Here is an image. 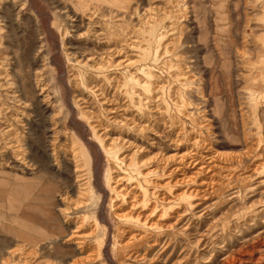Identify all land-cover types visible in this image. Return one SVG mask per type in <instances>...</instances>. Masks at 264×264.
Here are the masks:
<instances>
[{"label":"rangeland","instance_id":"rangeland-1","mask_svg":"<svg viewBox=\"0 0 264 264\" xmlns=\"http://www.w3.org/2000/svg\"><path fill=\"white\" fill-rule=\"evenodd\" d=\"M263 112L264 0H0V264H204L212 249H197L180 227L199 222L205 230L237 186L242 205L264 196V170H252L264 152L244 157L246 146L258 145ZM105 126L107 136H99ZM116 137L130 144L108 155L104 146ZM70 138L91 175L87 209L72 206L78 183ZM195 138L210 144L218 161L245 160L233 178L217 177L223 188L205 199L188 198L187 189L201 188L209 174L174 184L180 171L168 174L180 164L159 157L190 151ZM133 192L142 202L132 213L141 214L126 224L117 213L130 209ZM76 210L89 216L81 249L78 238L69 239L81 220ZM237 230L218 240L224 247L212 263L264 224ZM26 233L29 241L20 236ZM131 234L143 240L128 244Z\"/></svg>","mask_w":264,"mask_h":264},{"label":"bare ground","instance_id":"bare-ground-1","mask_svg":"<svg viewBox=\"0 0 264 264\" xmlns=\"http://www.w3.org/2000/svg\"><path fill=\"white\" fill-rule=\"evenodd\" d=\"M146 9V8H145ZM149 9V8H148ZM154 17V16H153ZM151 20V19H150ZM154 20V18H153ZM149 21V20H147ZM155 21V20H154ZM157 21H160V20H157ZM145 22V21H144ZM150 22V21H149ZM153 23V22H152ZM156 24V23H155ZM171 24V23H170ZM153 27V26H152ZM148 29V28H147ZM152 29V28H151ZM179 34V33H177ZM181 36V35H179ZM174 44V43H173ZM165 45V44H164ZM112 51V50H111ZM163 51V50H162ZM145 52V51H144ZM106 53V52H105ZM155 54V53H154ZM113 55V54H111ZM102 56V55H101ZM111 58V57H110ZM137 59V58H136ZM104 60V59H103ZM131 60V59H130ZM110 61V60H108ZM129 61V59H128ZM136 61V60H135ZM102 63H104L103 61H101ZM133 62V61H132ZM128 63H131V61H129ZM134 63V62H133ZM85 64V63H84ZM106 64V63H104ZM128 65V64H127ZM91 66V65H90ZM102 66V64H101ZM98 69V68H96ZM74 74V73H73ZM129 77V76H128ZM96 91V90H95ZM157 99V98H156ZM159 106V105H158ZM255 108V107H254ZM122 109V108H121ZM264 113V112H263ZM255 114V113H254ZM260 115V114H259ZM255 116V115H254ZM260 117V116H259ZM126 118V117H125ZM123 118L124 120H127ZM98 119V118H97ZM255 119V118H254ZM264 119V118H263ZM261 119V120H263ZM256 120V119H255ZM97 121V120H96ZM122 121V120H121ZM264 121V120H263ZM125 122V121H124ZM134 120L131 121V124H134ZM257 122V121H256ZM259 123V122H258ZM135 125V124H134ZM264 124H261L260 127H259V131L257 132V135L258 137L256 138L257 139V147L253 148V146H246L245 147V155L244 157H246V162L247 160L250 161L251 159H254L253 157L256 156L257 154H261V152L263 153L264 152V138H263V132H264V127H263ZM101 126V124H98L97 127ZM142 126V125H141ZM150 126V125H149ZM106 129V126L103 127V133L99 136H102L104 133H106L107 130ZM102 129V128H101ZM140 129V128H139ZM141 130H142V127H141ZM178 130V129H177ZM179 131H182V130H179ZM178 132V131H177ZM69 133V132H68ZM108 133V132H107ZM255 133V132H254ZM107 135L104 134V137H106ZM103 137V138H104ZM255 137V136H254ZM109 138V137H108ZM106 138V139H108ZM108 140H111L110 141V144L104 146V149H105V152L108 153V155L110 154H113V153H116L118 152V149L120 147H126V144H130L129 140H125L124 138H121V137H116V138H110ZM179 141V140H178ZM255 141V140H254ZM253 141V142H254ZM181 142V140L179 141V143ZM252 142V143H253ZM251 143V144H252ZM78 143L75 142V140H71L70 138V146L67 147L68 150L71 151V159L70 160H73V162L76 164L75 165V171L76 172V182L78 183V191H77V201L74 202V204L72 205L73 206V209H75L77 207L78 204H82L80 207H84L87 209L88 208V205H89V200H90V195H91V184H90V172H89V168L86 166V164L83 163L82 159L84 158V154H83V151H82V148L80 147H77ZM208 144V143H207ZM204 143V141H202L201 139L199 138H195L192 143H191V149L190 151H185L183 152V154L181 153V155H178L179 153H177V156H174L175 154H173V156L171 155H165V154H161L159 155L160 157V160L163 161V164L164 163H167L169 161H178L177 163L180 164L178 166H176L175 168H172L170 170V173L168 175H171L173 174L174 172H179L180 171V175H182V177H180L179 179L176 178V181L174 182L177 183L178 181L180 182H185V181H189V180H192L194 178H196L197 176L199 177L200 174L202 173H206L205 175L207 176V174H209L208 177L206 178H201L199 179V182L198 183L199 185H202L201 188H191V189H187V193H188V198H191L192 195L193 196H196L197 197V193L199 195V197H201V199H205L207 198L208 194L207 192H211L212 189L214 188H217V189H220L221 190V180L220 178H217V177H220L222 175V177H228V179H231L234 177L235 175V170L238 166H241V164L243 165V161L240 160V162L238 163H235L233 161H228V160H225V162H221V161H218L219 159V153L218 152H214V151H209L212 147L211 145H207ZM77 145V146H76ZM178 145V144H177ZM180 145V144H179ZM203 145L207 150H203V149H200V151L198 150L199 149V146ZM17 146V144H16ZM119 146V147H118ZM18 147V146H17ZM211 147V148H210ZM20 147L16 148V152H18L17 150L19 149ZM214 150H217V149H214ZM59 151V150H58ZM69 151V152H70ZM205 151V152H203ZM24 153V152H23ZM134 153V152H133ZM133 153L132 155L130 156L129 158V163H131V157L133 156ZM206 153V154H205ZM223 153V152H222ZM22 154V153H21ZM264 155V154H263ZM24 156V154H23ZM117 156V155H116ZM156 156V155H155ZM223 157L225 156L224 153L222 155ZM227 156V155H226ZM234 156V155H233ZM232 156V157H233ZM228 157V156H227ZM231 157V158H232ZM235 157V156H234ZM257 157V156H256ZM264 157V156H263ZM230 158V157H229ZM230 158V159H231ZM240 158V157H238ZM243 158V157H242ZM260 158V157H259ZM123 159V158H122ZM120 159V160H122ZM228 159V158H227ZM232 160V159H231ZM134 161V160H133ZM159 161V160H158ZM258 161V159H257ZM260 161V160H259ZM258 161V162H259ZM160 162V161H159ZM134 163V162H133ZM245 163V162H244ZM132 164V163H131ZM135 164V163H134ZM162 165V164H161ZM245 165V164H244ZM243 165V166H244ZM252 165V164H251ZM165 166V165H163ZM193 169H196L192 172L191 175H188V168L191 167ZM161 167V166H160ZM112 168V167H111ZM130 168V166H129ZM132 168V167H131ZM244 168V167H242ZM248 168V167H247ZM139 169V168H138ZM134 170V169H133ZM253 172L254 171H260V170H264V158L261 162H259L257 165L253 166L252 168ZM144 171V170H143ZM159 171L158 167H155L154 169H151V170H148L147 173H145L144 175H147V176H151V174H156V172ZM162 171V170H161ZM128 172V171H127ZM249 172V171H248ZM128 176L129 174L126 173ZM246 175V179H251L254 175V173H250V174H244ZM133 176V175H132ZM172 176V175H171ZM201 176V175H200ZM125 178V176H118L116 178V180H114L116 183L118 181H121ZM108 180V183L111 181V177L109 176L107 178ZM150 180V179H149ZM227 180V179H226ZM225 180V181H226ZM240 180V179H239ZM126 181V180H125ZM130 181V180H129ZM223 181V182H225ZM230 181V180H229ZM263 182V181H260L259 182V185L260 183ZM128 183V182H126ZM138 183V182H137ZM158 183V182H157ZM168 182H165L164 184H161L162 186L166 185ZM196 183H197V180H196ZM93 184V183H92ZM160 184V183H159ZM220 184L221 187H218ZM226 184V183H225ZM253 184V183H252ZM252 184H248L246 186H248V188L252 187ZM255 184V183H254ZM133 185V184H132ZM217 185V187H215ZM138 186V185H137ZM154 186V185H153ZM254 186V185H253ZM134 189L136 186H132ZM149 187V186H148ZM205 188V189H203ZM223 188V187H222ZM234 188V187H233ZM237 190H235L234 192L231 193V195L229 194L230 197H228L227 199L229 200L228 202H231L230 206L227 208L226 211H222V213L220 214V216H218L217 218H213V220H211V222L209 224H207V227L205 228V230L203 231H200L198 230V226L200 225L199 222L195 223V225H193V227H191V224L190 221H186L184 225H182L180 227V229H182V233L183 234H186L187 237H189V239L191 241H189L191 244L195 245L197 247V249L199 248L200 250L202 251H207L209 249H212V252L210 254V256L204 258L203 260V263L204 264H216V263H212L213 260H212V257L215 255L213 252H217V249L216 248H219L220 250L223 249L224 245H220V246H215V244H218V240L220 238L223 237V235L228 232L229 230H231V227H232V230H233V233H237V229L240 228V227H245L247 231H249L250 229H253L254 227L256 226H259L260 224H264V196L262 195L259 196V198L257 200H253L252 202H250L249 204L245 203L242 205V203L240 204L238 202V196H240L239 194L241 193L242 190H240V186H237L236 187ZM232 188H230L231 190ZM243 189V188H242ZM123 189H120L118 190L117 188V191L118 192H122ZM151 190V189H150ZM245 190V189H244ZM257 190V189H255ZM246 191V190H245ZM243 191V192H245ZM126 192V193H125ZM125 192H123L121 195H123L124 197L126 195H128V193L131 192V189L128 190L126 188ZM251 192V191H250ZM250 192H246V193H250ZM263 193V192H262ZM65 194V193H64ZM63 194V195H64ZM119 194V193H118ZM181 194V193H180ZM245 194V193H244ZM252 194V193H251ZM249 195V194H248ZM69 197V195H67ZM132 196V200L130 203V209L126 212H123V213H117V216L118 218H121V219H126L125 223L128 224V223H131L133 222L134 219H138V217L140 216L141 212H134L132 213V211L134 210L135 207L138 206V204L140 202H142L140 200V198L138 199V195L136 192H133V194L131 195ZM150 196V195H149ZM178 196V195H177ZM246 196V194H245ZM244 196V197H245ZM65 197V196H64ZM62 196V198H64ZM113 197V196H112ZM142 197V196H141ZM247 197V196H246ZM255 197V196H254ZM72 199V197H69ZM80 198V199H79ZM114 198V197H113ZM67 201L68 198H66ZM70 199V201L72 202V200ZM75 199V198H74ZM195 199V198H194ZM149 200V199H148ZM179 200V199H178ZM190 200V199H189ZM193 200V199H191ZM195 201V200H194ZM197 201V200H196ZM203 202V200H202ZM73 203V202H72ZM183 203V202H182ZM194 203V202H193ZM200 203V202H198ZM194 204L195 206H198L199 204ZM239 203V204H238ZM169 204V203H168ZM172 204V203H170ZM181 204V203H180ZM190 204V203H188ZM192 204V203H191ZM217 203H212L210 205H206V207L204 208V210L197 214L198 216L202 217L205 213H207V211L210 210L211 206L212 205H215ZM143 205V204H142ZM185 205V204H184ZM154 206V205H153ZM181 206V205H180ZM187 206V205H186ZM65 208V207H64ZM154 208V207H153ZM193 208V207H192ZM191 208V209H192ZM68 209V208H67ZM67 209L65 210V212L63 211V213H68L67 212ZM77 209V208H76ZM69 210V209H68ZM153 210V209H151ZM164 210V209H163ZM168 211V210H167ZM193 211V209H192ZM121 212V211H120ZM184 212V211H183ZM182 213H177V217H175V222H177L179 219L181 220V216L184 215ZM199 212V210H198ZM74 213V212H73ZM75 213H77L78 217L81 218V223L80 221L74 225L75 226V229L74 232H76L77 234H71L69 236V239H74L73 237H76L78 238L79 240H77V242L75 241V244L77 245V248L78 249H81L84 247V245L86 244L88 238H89V235L90 234H86V233H80V229L84 226V224L87 222V220L89 219V216H86L84 213H86V210H82L81 212L79 211H75ZM74 213V214H75ZM185 213V212H184ZM66 215V214H65ZM76 215V214H75ZM148 215L150 214H143L144 218H146ZM196 215V214H195ZM205 216V215H204ZM77 217V218H78ZM185 217V216H184ZM117 218V219H118ZM192 219V218H191ZM201 219V218H200ZM120 220V219H118ZM146 220V219H145ZM179 220V221H180ZM194 220V219H193ZM144 221V220H143ZM153 223V222H152ZM151 223V224H152ZM180 223V222H178ZM182 223V222H181ZM150 224V223H149ZM130 225V224H129ZM166 225V224H165ZM168 225V224H167ZM166 225V227H168ZM96 226V227H95ZM94 227V231H95V234L97 233V230H98V224H96ZM160 226V225H159ZM196 226V230H195V227ZM120 227V226H119ZM150 227V226H149ZM165 227V226H163ZM165 227V228H166ZM125 228V227H124ZM124 228H123V232H124ZM178 228V227H177ZM194 228V229H193ZM259 228V227H258ZM257 228V229H258ZM92 229V230H93ZM200 229V228H199ZM177 231V230H176ZM196 231V232H195ZM240 231V230H239ZM251 231V230H250ZM91 232V231H90ZM89 232V233H90ZM194 232V233H193ZM92 233V232H91ZM181 233V234H182ZM242 233V232H241ZM93 235V234H92ZM91 235V236H92ZM90 236V237H91ZM97 236V235H96ZM95 237V236H94ZM216 239V241L214 242L213 239ZM68 239V240H69ZM136 239L138 241H142L143 240V235L141 234H131V236L129 237V242L128 244L130 243H133L134 241H136ZM67 240V241H68ZM226 240V239H225ZM174 241V240H173ZM96 242V241H95ZM153 245H156V243L158 242L157 239H155L153 241ZM160 242V241H159ZM168 242V241H167ZM167 242H165L161 248L162 250H165L167 248ZM220 242V241H219ZM127 243V242H126ZM125 243V244H126ZM141 243V242H140ZM172 243V242H171ZM170 243V245H171ZM96 244V243H95ZM122 244V243H121ZM124 244V243H123ZM124 244V245H125ZM148 244H152V243H148ZM158 244V243H157ZM175 244V243H174ZM180 244V243H179ZM87 245V244H86ZM245 245H246V248H245ZM158 247V246H157ZM17 248V247H16ZM15 248V249H16ZM164 248V249H163ZM18 249V248H17ZM139 249V248H138ZM12 251V250H10ZM17 250H15L16 252ZM141 251V250H140ZM198 251V250H197ZM79 252V251H78ZM93 252V251H92ZM162 252V251H161ZM190 252V251H189ZM193 252V251H192ZM256 252V254H254ZM90 253V252H89ZM139 253V251H138ZM13 254V253H12ZM33 254V253H32ZM135 254H137V252H135ZM190 254V253H189ZM199 254V253H198ZM88 255V254H87ZM143 255V254H142ZM141 254L139 255H136L134 256L135 258L137 257H144V255L142 256ZM158 255V253H157ZM161 255V254H159ZM163 255V254H162ZM170 255V252L169 254ZM167 255V257H168ZM172 255V254H171ZM189 256V255H188ZM187 256V257H188ZM191 256V255H190ZM195 256V255H194ZM199 256V255H198ZM19 257V256H18ZM26 257V256H24ZM160 256H158L159 258ZM164 257V256H163ZM162 257V258H163ZM20 258V257H19ZM139 258V259H141ZM145 258V257H144ZM154 258V257H153ZM156 258V257H155ZM25 259V258H24ZM134 259V258H133ZM201 259V258H200ZM20 260V259H19ZM76 260V259H75ZM157 260V259H156ZM167 260V259H166ZM183 260V259H182ZM24 261V260H23ZM165 261V260H164ZM163 261V262H164ZM180 261V259H179ZM177 261V262H179ZM73 262V260H72ZM75 262V261H74ZM197 262H198V259H197ZM77 263V262H76ZM74 263V264H76ZM200 263V262H199ZM197 263V264H199ZM72 264V263H71ZM84 264V263H83ZM172 264H175V263H172ZM179 264H189V262H187L186 260L180 262ZM217 264H264V231H260L256 234H254L252 237L250 238H247L245 239V242H242V244L240 245L239 248H237L236 250H232L230 252H228L224 257H222V259L220 260V262H218Z\"/></svg>","mask_w":264,"mask_h":264},{"label":"crops","instance_id":"crops-1","mask_svg":"<svg viewBox=\"0 0 264 264\" xmlns=\"http://www.w3.org/2000/svg\"><path fill=\"white\" fill-rule=\"evenodd\" d=\"M26 234H27V233H26ZM20 236H22V237H25V236H26V240H27V241H29V239H30V238L28 237V234H27V235H25V234H22V235H20ZM29 243H32V241H31V242H29Z\"/></svg>","mask_w":264,"mask_h":264}]
</instances>
